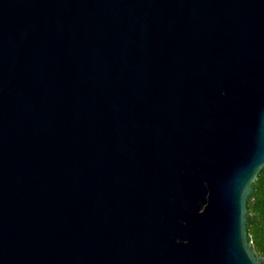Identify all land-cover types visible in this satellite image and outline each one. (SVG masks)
<instances>
[{
  "label": "water",
  "instance_id": "obj_1",
  "mask_svg": "<svg viewBox=\"0 0 264 264\" xmlns=\"http://www.w3.org/2000/svg\"><path fill=\"white\" fill-rule=\"evenodd\" d=\"M264 0H0V264H264Z\"/></svg>",
  "mask_w": 264,
  "mask_h": 264
},
{
  "label": "trees",
  "instance_id": "obj_2",
  "mask_svg": "<svg viewBox=\"0 0 264 264\" xmlns=\"http://www.w3.org/2000/svg\"><path fill=\"white\" fill-rule=\"evenodd\" d=\"M246 237L253 252L264 259V166L252 182L246 202Z\"/></svg>",
  "mask_w": 264,
  "mask_h": 264
}]
</instances>
